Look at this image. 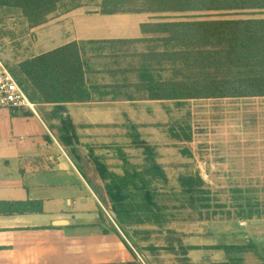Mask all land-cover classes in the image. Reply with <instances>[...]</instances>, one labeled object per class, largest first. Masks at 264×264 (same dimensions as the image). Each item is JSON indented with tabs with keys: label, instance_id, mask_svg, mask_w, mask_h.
<instances>
[{
	"label": "crops",
	"instance_id": "crops-1",
	"mask_svg": "<svg viewBox=\"0 0 264 264\" xmlns=\"http://www.w3.org/2000/svg\"><path fill=\"white\" fill-rule=\"evenodd\" d=\"M43 27L46 28L43 34L60 30L67 37L54 48L45 44L50 37H38L32 51L38 48L28 59L73 42L142 37L141 26L140 33L136 28L129 29L132 36L103 39L66 33L70 28L66 24L56 26L48 22L35 29ZM40 46L45 49L39 52ZM157 103L97 97L87 103L67 104L65 112L58 115L73 121L81 145H97L95 139H102L98 143L100 146H110L114 143L108 144L107 140L126 136V133H120L123 126L126 128V121L131 120L135 125L144 113L152 115V108ZM34 104L38 115L26 108L0 109V264H264V239L255 245L252 236L245 245L239 242V234L255 224L252 219L238 218L240 221L235 220L232 224L233 231L221 235L214 229L218 227L210 222L197 225L206 230L199 233L192 230L195 224L191 222L169 228V222L162 224L158 218L145 217L146 214L156 217L152 212L158 205L150 192L154 206L144 214L141 207H145L142 205L147 199L141 190H131L127 202L137 223L123 227L116 222L127 242L103 211L102 206L108 209L109 205V211L116 219L108 195L101 193L99 196L93 187L91 181H102L99 174L98 180L81 167L83 175L59 143L58 128L61 126L55 106ZM89 140L93 141L87 143ZM87 154L89 158L100 159L111 173L120 177L131 172L127 167L124 175L115 171L110 159L120 155L111 150L99 153L92 145ZM155 154L157 159L156 150ZM123 160L127 161L124 155ZM135 185L142 188V181L141 187L135 182L132 188ZM139 196L143 199L141 203L136 202ZM11 204L21 208L29 205L31 211L15 212L19 207ZM164 224H167L165 228L158 230L157 227L162 228ZM221 236L226 241L216 242Z\"/></svg>",
	"mask_w": 264,
	"mask_h": 264
},
{
	"label": "trees",
	"instance_id": "trees-1",
	"mask_svg": "<svg viewBox=\"0 0 264 264\" xmlns=\"http://www.w3.org/2000/svg\"><path fill=\"white\" fill-rule=\"evenodd\" d=\"M88 1L100 3L102 16L264 15V0H0V8L20 11L29 28L35 29L47 24L50 17L60 10L73 12L84 8ZM141 33L143 39L73 42L10 68L33 103L55 106L61 126L58 128V141L69 151L83 175L76 127L70 118L58 115L65 112L67 104L87 103L97 97L174 102L178 106L193 100L264 98V18L147 22L141 25ZM147 41H151L152 46L132 55L139 57L140 61L130 67L107 69L102 64L103 70H100L98 63H94L107 47H124L132 42ZM113 56L120 54L113 53ZM99 74H107L111 83L100 85L94 81ZM133 128L136 129L135 126ZM171 136L180 143H190L192 128L176 123ZM132 138L133 145L144 150L147 159L144 172L133 170L120 177L111 173L100 159L91 156L99 177L105 182L115 221L123 227L137 223L127 208L131 189L145 192L147 203L141 209L148 212L154 205L145 183L149 180L145 177L165 180L162 166L156 163L155 149L142 140L139 133L135 132ZM183 154L187 157L192 155L188 149H184ZM135 181H142V188L137 185L132 188ZM180 181L191 197L209 194L203 189L205 183L200 175L182 176ZM11 205L19 207L15 210L18 213L31 211L29 205L24 208L18 204ZM246 205L247 208L238 207L237 218H254L253 205L250 202ZM205 207L210 208L208 205Z\"/></svg>",
	"mask_w": 264,
	"mask_h": 264
},
{
	"label": "rangeland",
	"instance_id": "rangeland-1",
	"mask_svg": "<svg viewBox=\"0 0 264 264\" xmlns=\"http://www.w3.org/2000/svg\"><path fill=\"white\" fill-rule=\"evenodd\" d=\"M99 5V2L88 1L85 2L84 8L73 12L62 9L52 15L48 22L56 26L65 24L70 26L66 33L83 38L103 39L132 36L133 33L129 32V29L134 28L140 33V26L146 21L156 23L264 18V15L249 13L149 16L133 14L104 17L101 15ZM45 29L44 27L38 30L31 29L20 11L0 8V56L9 68H16L19 63L33 55L34 50L38 48L35 47L32 51L38 37H50V41H46L45 44L51 48L67 37V34L59 32L60 30H51L52 32L43 34ZM141 38H144L143 35ZM150 42H132L124 47H107L101 56L95 55L101 58L94 63H98L97 68L100 70H103L102 64L107 69L130 67L140 61L139 57L132 55L146 51L152 46ZM44 49L45 46H40L39 52ZM113 53H119L120 56H113ZM94 81L107 85L111 83V78L107 74H99L95 76ZM133 81L134 78L131 82ZM176 123L191 126L193 138L190 143H180L172 138L171 129ZM134 124L131 120L126 121V128L123 126L120 129V133H126V136L107 140L108 144L114 143L113 145L100 146L98 143L102 139H95L97 145H92L99 153L111 150L120 155L110 160L115 171L121 175H124L125 167L131 171L144 172L147 166L144 150L137 149L132 143V135L135 132L156 150V161L162 166L165 180L145 177L149 180L145 181L147 190L153 193L158 205V209L154 208L152 212L156 217L142 211L146 214L145 217L158 218L162 224L169 222V228L183 222H191L195 224L192 225V230H197L198 233L206 230L197 225L210 222L218 227L214 229L221 235L233 231L232 224L235 220L240 221L237 218L240 211L238 207L247 208L246 204L250 202L256 214L252 219L255 224L252 226L250 224L249 232L239 234L241 237L239 242L245 245L253 238L252 244L255 245L257 241L264 239V98L193 100L183 106H178L174 102H159L152 108V115L144 113ZM90 141L93 140L87 143ZM92 145L80 143L78 146V153L82 158L80 168L98 178L94 162L87 154ZM184 149L191 151V157L183 154ZM189 175H200L205 183L203 189L209 194H200L196 197L187 194L180 179ZM91 182L99 196L101 193L106 196L104 182ZM135 182L141 187V181ZM141 196L137 197L136 202L143 201ZM205 205L210 208L207 209ZM109 209L108 205L107 210ZM166 225L157 228L164 229ZM221 239L222 236L216 239V242L226 241Z\"/></svg>",
	"mask_w": 264,
	"mask_h": 264
},
{
	"label": "built area",
	"instance_id": "built-area-1",
	"mask_svg": "<svg viewBox=\"0 0 264 264\" xmlns=\"http://www.w3.org/2000/svg\"><path fill=\"white\" fill-rule=\"evenodd\" d=\"M12 108H26L38 115L37 106L30 100L29 96L26 94L24 89L19 85V83L15 79L8 65L0 56V109ZM102 208L111 223L113 224V226H115V228L120 232L119 227L112 214L105 207L102 206ZM122 236L127 241L123 234ZM141 262L143 263L142 260Z\"/></svg>",
	"mask_w": 264,
	"mask_h": 264
}]
</instances>
